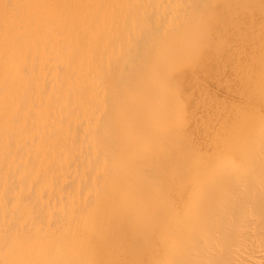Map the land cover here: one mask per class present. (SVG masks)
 Here are the masks:
<instances>
[{
	"label": "bare ground",
	"instance_id": "bare-ground-1",
	"mask_svg": "<svg viewBox=\"0 0 264 264\" xmlns=\"http://www.w3.org/2000/svg\"><path fill=\"white\" fill-rule=\"evenodd\" d=\"M0 264H264V0H0Z\"/></svg>",
	"mask_w": 264,
	"mask_h": 264
}]
</instances>
